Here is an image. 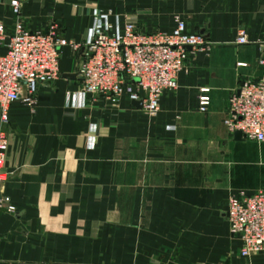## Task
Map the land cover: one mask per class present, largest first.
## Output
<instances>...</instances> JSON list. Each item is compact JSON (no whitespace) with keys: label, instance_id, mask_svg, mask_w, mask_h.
I'll return each instance as SVG.
<instances>
[{"label":"crops","instance_id":"1","mask_svg":"<svg viewBox=\"0 0 264 264\" xmlns=\"http://www.w3.org/2000/svg\"><path fill=\"white\" fill-rule=\"evenodd\" d=\"M11 1L0 0L9 35ZM95 13L149 33L170 32L179 18L204 35L156 118L126 99L84 101L67 78ZM21 19L31 31L57 26L80 49H62L60 78L34 107L12 104L6 124L0 116V191L14 208L0 209V264H264V252L238 255L226 219L230 198L264 187V143L237 141L224 125L230 93L264 79V0H26ZM203 87L210 105L200 113Z\"/></svg>","mask_w":264,"mask_h":264},{"label":"built area","instance_id":"2","mask_svg":"<svg viewBox=\"0 0 264 264\" xmlns=\"http://www.w3.org/2000/svg\"><path fill=\"white\" fill-rule=\"evenodd\" d=\"M26 0H12L16 18L12 34L0 23V116L8 120L12 104L32 108L44 86L60 78L61 51L80 46L61 36L57 26L46 31H31L21 15ZM98 22L90 31L76 78L82 99L103 98L112 104L126 99L142 102L149 119L159 114L161 98L178 87V77L186 69L188 50L206 45L205 37L188 29L176 18L170 32L149 33L131 23L109 24L107 16L95 13ZM240 32L236 44H247ZM264 65V59L259 61ZM244 67L245 65H239ZM210 105V90L200 88L197 109L205 113ZM224 125L231 135L241 133L246 141L264 143V79L246 80L227 100ZM8 138L0 130V185L5 181L4 163ZM12 212L10 198L0 197V209ZM226 219L230 234L239 242L238 255L249 259L264 252V187L250 195L230 198Z\"/></svg>","mask_w":264,"mask_h":264},{"label":"water","instance_id":"3","mask_svg":"<svg viewBox=\"0 0 264 264\" xmlns=\"http://www.w3.org/2000/svg\"><path fill=\"white\" fill-rule=\"evenodd\" d=\"M67 78H69V79H75L76 78V75H68ZM131 104L136 109H142V102H140V101L132 102ZM234 138L237 141L241 140L242 139L241 133L240 132L235 133L234 134Z\"/></svg>","mask_w":264,"mask_h":264},{"label":"rangeland","instance_id":"4","mask_svg":"<svg viewBox=\"0 0 264 264\" xmlns=\"http://www.w3.org/2000/svg\"><path fill=\"white\" fill-rule=\"evenodd\" d=\"M159 22H160V25H161V26H159L158 28H156V30L159 29V28H163V27H165L163 21H162V22L159 21ZM131 24H132V23H131ZM133 25H134V24H133ZM135 26H136V25H135ZM136 27H137V26H136ZM137 28H138V27H137ZM141 29L143 30V28H141ZM144 31H145V30H144ZM153 31H154V30H153ZM203 36H204V35H203ZM0 187H1V185H0ZM1 196H6V195L2 194L1 191H0V197H1ZM7 197H8V196H7ZM262 253H263V252H262ZM262 253H261V254H262ZM261 254H259V255H257V256H254V257H252V258H249V259H253V258H255V257H258V256H260Z\"/></svg>","mask_w":264,"mask_h":264}]
</instances>
